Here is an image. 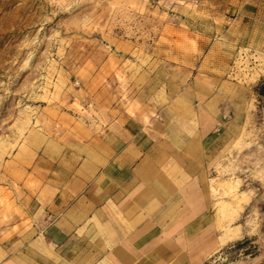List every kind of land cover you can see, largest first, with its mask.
Masks as SVG:
<instances>
[{"label": "rangeland", "instance_id": "1", "mask_svg": "<svg viewBox=\"0 0 264 264\" xmlns=\"http://www.w3.org/2000/svg\"><path fill=\"white\" fill-rule=\"evenodd\" d=\"M260 79L264 0H0V247L27 245L50 183L142 132L207 188L203 264H264Z\"/></svg>", "mask_w": 264, "mask_h": 264}, {"label": "crops", "instance_id": "2", "mask_svg": "<svg viewBox=\"0 0 264 264\" xmlns=\"http://www.w3.org/2000/svg\"><path fill=\"white\" fill-rule=\"evenodd\" d=\"M172 152L142 132L112 136L49 184L42 223L27 245L0 247V264H203L218 248L211 200Z\"/></svg>", "mask_w": 264, "mask_h": 264}, {"label": "trees", "instance_id": "3", "mask_svg": "<svg viewBox=\"0 0 264 264\" xmlns=\"http://www.w3.org/2000/svg\"><path fill=\"white\" fill-rule=\"evenodd\" d=\"M254 91L256 93V96L259 100L264 101V79H260L255 87H254Z\"/></svg>", "mask_w": 264, "mask_h": 264}]
</instances>
